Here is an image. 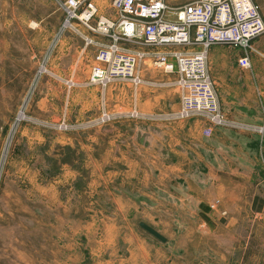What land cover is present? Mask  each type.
I'll use <instances>...</instances> for the list:
<instances>
[{
  "label": "rangeland",
  "instance_id": "rangeland-1",
  "mask_svg": "<svg viewBox=\"0 0 264 264\" xmlns=\"http://www.w3.org/2000/svg\"><path fill=\"white\" fill-rule=\"evenodd\" d=\"M64 1L0 0V264H264V182L220 190L205 140L182 134L194 119L171 118L175 76L150 54L163 49L100 33L99 18L118 20L113 0H78L77 14L94 5V32L66 24ZM113 47L143 53L142 84L90 82Z\"/></svg>",
  "mask_w": 264,
  "mask_h": 264
},
{
  "label": "built area",
  "instance_id": "built-area-1",
  "mask_svg": "<svg viewBox=\"0 0 264 264\" xmlns=\"http://www.w3.org/2000/svg\"><path fill=\"white\" fill-rule=\"evenodd\" d=\"M81 5L78 0L63 2L66 24L77 19L94 32L88 23L96 9L87 3L82 13L77 14ZM112 7L118 13V20L113 23L99 18L100 33L107 35L117 28L118 37L113 35V43L121 40L163 49L150 54L158 59L165 73L175 76L180 101L178 109L171 113L173 120L201 119L205 137H210L216 129H225L262 138L263 126L230 117L221 109L207 66L209 48L226 45L241 49L244 54L238 59V66L250 68L252 41L264 34V21L257 4L252 0H193L171 6L166 0H113ZM142 56L141 52L120 54L115 47L100 51L89 80L102 87L120 81L131 82L136 87L143 83L135 71Z\"/></svg>",
  "mask_w": 264,
  "mask_h": 264
},
{
  "label": "crops",
  "instance_id": "crops-1",
  "mask_svg": "<svg viewBox=\"0 0 264 264\" xmlns=\"http://www.w3.org/2000/svg\"><path fill=\"white\" fill-rule=\"evenodd\" d=\"M263 35L252 41L254 51L250 52L248 56L250 69H242L238 66L237 61L243 56V51L226 45H214L209 48L207 66L218 94L221 109L230 117L264 126V64L257 60V58L264 60ZM155 96L147 94L141 100L144 103L149 100L153 101ZM121 98V103L125 106V97ZM126 99L128 100V97ZM170 102L174 104L175 108L176 104L172 100ZM190 122L192 125L189 124L182 134L191 140L196 136L205 140L200 143L199 148L202 154L206 150L205 159L215 165L212 174L216 176V181L222 192L228 189L226 183H232V189L239 190L242 194L246 192L245 187L241 186L242 182H264V133L262 138H259L252 133L216 129L210 137H205L202 133L203 122L197 119ZM183 145L186 153L195 150L198 143L190 141ZM178 150L176 149V151ZM252 194V199H254V192ZM255 210L253 213L256 216L260 212L259 207L255 206ZM225 226L234 227L236 225ZM150 237L154 239L152 236ZM154 240L156 241V239Z\"/></svg>",
  "mask_w": 264,
  "mask_h": 264
},
{
  "label": "water",
  "instance_id": "water-1",
  "mask_svg": "<svg viewBox=\"0 0 264 264\" xmlns=\"http://www.w3.org/2000/svg\"><path fill=\"white\" fill-rule=\"evenodd\" d=\"M139 227L144 230L147 234H149L150 236H152L154 239H156L157 241L161 242V243H165L166 239L160 235L155 229H153L152 227L144 224V223H139Z\"/></svg>",
  "mask_w": 264,
  "mask_h": 264
}]
</instances>
